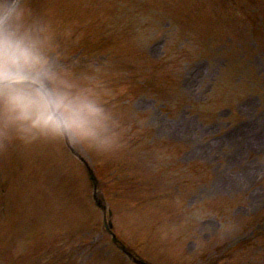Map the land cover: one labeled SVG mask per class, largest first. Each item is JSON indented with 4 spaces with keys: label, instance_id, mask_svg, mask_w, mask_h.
Masks as SVG:
<instances>
[{
    "label": "rangeland",
    "instance_id": "1",
    "mask_svg": "<svg viewBox=\"0 0 264 264\" xmlns=\"http://www.w3.org/2000/svg\"><path fill=\"white\" fill-rule=\"evenodd\" d=\"M33 6L38 12L48 11L70 30L72 36L59 41L65 52L63 63L77 76L96 77L109 90L106 99L115 102L112 109L124 135L130 132L128 142L145 140L138 145H151L155 159L178 168L159 190L174 202L169 212L191 221L186 248L190 255L206 243L201 250L205 258H215L224 246L253 236L248 223L259 213L264 228V76L256 70H264V25L248 21L244 0H203V9L195 6V0H33ZM205 14L219 15L216 20L205 19ZM136 45L139 57L130 55ZM196 68L200 81L193 89L185 78ZM149 71L157 79L153 89L161 90L127 101L134 89L130 74ZM248 101L252 112L245 109ZM213 120L217 122L209 123ZM169 126L174 135L167 132ZM142 161L150 160L138 161L137 166L151 176L153 166ZM227 173L240 178L234 182L225 177ZM3 175L1 171L0 178ZM221 181L226 183L218 190L216 182ZM216 190L226 195L215 202L213 198L221 195ZM8 191L12 206L18 205L19 187L11 185ZM1 198L5 196L0 202ZM212 203L211 210L205 209ZM226 203L227 213L219 214L218 207ZM215 222L220 230L213 227ZM189 225L173 229L162 223V239ZM88 236L92 242L105 243L98 230L84 237ZM11 239V245L13 240L20 242L18 231ZM82 241L72 242L73 259L89 264L91 252ZM252 254L254 250L247 249L225 264H250ZM26 256L23 245H17L0 253V264L40 263L32 248ZM198 258H203L201 253L194 264H201Z\"/></svg>",
    "mask_w": 264,
    "mask_h": 264
},
{
    "label": "clouds",
    "instance_id": "2",
    "mask_svg": "<svg viewBox=\"0 0 264 264\" xmlns=\"http://www.w3.org/2000/svg\"><path fill=\"white\" fill-rule=\"evenodd\" d=\"M71 36L33 0H0V151L59 144L107 157L122 147L109 90L63 63L59 41Z\"/></svg>",
    "mask_w": 264,
    "mask_h": 264
}]
</instances>
